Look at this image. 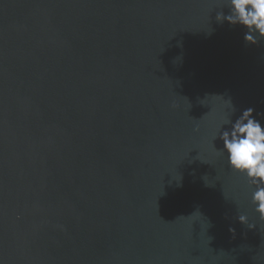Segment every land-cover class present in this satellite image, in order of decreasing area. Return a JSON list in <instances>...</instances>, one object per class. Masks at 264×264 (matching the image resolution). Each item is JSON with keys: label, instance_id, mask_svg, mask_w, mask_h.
<instances>
[{"label": "water", "instance_id": "obj_1", "mask_svg": "<svg viewBox=\"0 0 264 264\" xmlns=\"http://www.w3.org/2000/svg\"><path fill=\"white\" fill-rule=\"evenodd\" d=\"M221 10L0 0V264H264L216 139L264 125V41Z\"/></svg>", "mask_w": 264, "mask_h": 264}, {"label": "clouds", "instance_id": "obj_2", "mask_svg": "<svg viewBox=\"0 0 264 264\" xmlns=\"http://www.w3.org/2000/svg\"><path fill=\"white\" fill-rule=\"evenodd\" d=\"M225 7L228 14L217 12L218 22L227 21L245 29L243 38L247 44L264 41V0H225ZM253 112V108H247L235 121L225 119L216 139L222 141L218 151L226 157L228 169L244 178L250 188L253 211L258 220L264 221V125L254 118ZM238 220L249 229L256 227L245 213L240 212Z\"/></svg>", "mask_w": 264, "mask_h": 264}]
</instances>
